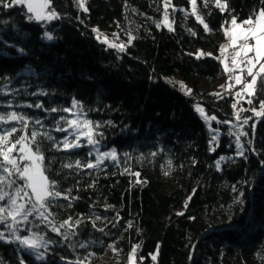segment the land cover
I'll return each instance as SVG.
<instances>
[{"label": "trees", "instance_id": "trees-1", "mask_svg": "<svg viewBox=\"0 0 264 264\" xmlns=\"http://www.w3.org/2000/svg\"><path fill=\"white\" fill-rule=\"evenodd\" d=\"M166 2L86 0L85 12L77 0H52L60 18L39 22L27 18L32 14L24 5H0V116L7 121H0V133L15 127L11 141L25 133L30 137L33 131L41 134L36 144L31 139L27 143L43 153L45 175L57 181L56 190L78 197L55 200L49 220L57 227L69 217L81 220L79 226L61 228L59 235L49 223H27L31 232L21 234H36L43 242L39 253L44 258L37 259L39 253L7 232L9 221L4 219L0 229L6 231L1 233L12 243L0 240V264H129L136 245V264H264V116L251 111H259L264 100V74L255 96L247 97L253 102L243 104L241 117L250 119L240 131L233 125L235 97L212 95L218 92L214 84L226 75L221 59L189 55L198 50L217 54L224 39L220 26L232 16L237 22L255 19L264 0H227L230 11L224 13L214 0L207 7L197 0L211 32L189 12V0H170L168 21L174 30L169 31ZM93 29L102 33L100 40ZM45 33L53 38L47 40ZM104 37L126 50L102 43ZM169 78L181 79L192 94L186 95ZM199 88L204 99H198ZM73 101L78 102L75 107ZM197 105L216 117L211 127ZM65 108L72 113L62 111ZM74 111L92 122L94 139L102 151L114 149L115 160L77 168V160L81 165L96 162L90 147H54L60 144L62 149L65 138L75 139L72 128L60 119L72 120ZM12 113L24 117L27 128L22 121L10 120ZM213 135L216 141L210 144ZM237 135L243 155L238 154ZM221 157L225 159L217 169ZM137 172L139 178L133 175ZM0 180V189L10 196L23 184L14 170L9 175L0 168ZM9 181L14 183L9 186ZM8 202L6 197L0 207Z\"/></svg>", "mask_w": 264, "mask_h": 264}, {"label": "snow or ice", "instance_id": "snow-or-ice-1", "mask_svg": "<svg viewBox=\"0 0 264 264\" xmlns=\"http://www.w3.org/2000/svg\"><path fill=\"white\" fill-rule=\"evenodd\" d=\"M191 6H192V14L195 15L196 20L203 26L204 30L206 32H211L212 29L209 28L208 24L205 22V20L196 14V5L197 0H189ZM203 5L207 7L209 0H202ZM86 0H77V6L83 11L87 12L88 8L85 7ZM0 5H2L5 8H12L14 6H20L24 5L27 8L28 13H32L34 15H30L27 18L29 20L35 19L36 21H51L54 19H59L60 15L56 12L55 8L52 7V0H0ZM170 5V0H167V2L164 4L165 12H164V21L167 24L168 21V13L167 8ZM214 6L220 10L221 13H224L226 11H230L228 7L227 0H214ZM175 10V9H174ZM256 16V19L253 20V18L250 16L248 19L240 21L237 23V18L235 16L231 17L230 20V26L228 28H225L222 24L220 26V30L223 31L226 38L230 39L229 45H221L219 47L220 56L213 57L215 59H221V57H224L225 52L228 50L229 47L233 49H237L232 57V64L234 67L229 68L227 64V57H224V59L221 61L224 64L225 71L229 73H233L234 75L229 76V80H234L235 83H229L227 87L225 88L226 91H229L230 89L234 88L236 85H243L240 91L236 92V96L240 99H245V97H252L255 96V85L257 84V79L264 74V63H261V61H264V7L260 8L256 13H254ZM225 24L229 23V21H225ZM253 25H256L253 27ZM157 27H160L159 24H157ZM168 30L173 31V27L171 24H167ZM93 31L97 34L96 38L98 40L101 39L102 33L99 29H93ZM191 31V30H189ZM195 35V33H192ZM45 36L47 39L51 40L53 37L49 33H45ZM131 39H134L132 37ZM131 39L129 40V43H131ZM102 43L109 44V47L112 48H118L120 51H125V45L123 44H115L110 43L107 39V37H104L101 40ZM253 55H249V54ZM189 55H195L196 59H200L204 56H213L212 53H205L203 50H198L195 54H189ZM243 65V67H241ZM259 65L258 71L254 72V69H256V66ZM239 69V73L236 74V70ZM245 72L247 77H251L250 80L245 78ZM225 87V86H221ZM179 88L181 91H183L186 95L192 94V89L188 88L183 82H179ZM261 90L264 91V79H261ZM212 95L219 96L221 99L223 98V95L219 92L213 93ZM253 101L252 99H247V103L251 104ZM78 102L73 101L74 107L76 106ZM236 104L234 103L232 107L235 109ZM31 107V105H29ZM37 108L42 107L41 104L36 105ZM259 108L260 110L257 111L255 108L251 109L255 113L256 116H264V100L259 101ZM245 109H241V111H244ZM52 112H56L57 109L53 108L51 109ZM62 111L72 113V109L65 108ZM196 111L199 112L205 120H215L216 117H208L205 114L204 108L197 105ZM12 121H22L25 124V128H27V122L24 117L17 116L16 113H12L9 117ZM61 120H65L68 128H76L77 134L75 136V139L73 141H69L67 138H65L61 143L63 145V148L61 149L60 144H55L54 147L57 148V150H72L76 148L83 147L84 145L80 143V137L81 135L86 136V142L88 145L95 146L99 143L98 140L94 139V133L92 129V122L91 121H84L83 125H81L79 120L73 119V120H67V118L61 116ZM236 119H240L239 112L236 113ZM250 118H246L243 120V124H248ZM0 121L7 122L5 120V117L0 116ZM36 124H41V121L36 120ZM223 123H230V121H223ZM86 127L87 132L86 133H80L79 129L81 127ZM68 128H61L57 127L56 131H64L67 132ZM255 125L252 126L253 134H254ZM213 132H216V129H212ZM17 132V129L15 127H12L11 129L4 131L0 133V168L5 173H8L9 175L12 174L13 170L16 174L19 175L20 179L26 181V187L31 190V194L25 192V196L28 197V202H32V209L25 212V204L21 203L17 205L16 198L20 196V192L23 191V189H17L16 196L11 197V205L12 208L9 210L6 207H0V223L6 219L2 214L7 212L8 216L11 217L13 221H16V218L18 216H23L24 220H27V216L31 215L32 211H38L39 216L43 217L44 221H47L51 225V231L54 233H57L58 235L61 234L60 229L67 227V228H73L74 226H79L81 223V220H75L73 221L71 217L69 219L63 221V223L60 225V227H57L55 223L51 220H49V216L53 215V213L49 210V206L55 202L58 198H63L65 200L69 199H78V197H70L69 194H65L62 191L56 190L57 181L56 180H49V177L45 175V172L47 171V168L44 166V160L45 157L43 153L39 152L38 145L36 147V150H33L32 144H36V138L38 135H41L40 133H37L33 131L29 137L27 133L25 135L20 136L19 138L15 139V141H11L9 138L13 136L14 133ZM42 135L47 136V139L53 140L54 137L48 135L47 133H43ZM102 135V133H101ZM243 135L247 136V133H243ZM31 139L32 144L27 143V141ZM216 141V136L213 135L212 140L210 141V144L214 143ZM251 143V141H249ZM19 145V147H17ZM236 146L238 149H241V151L238 152L239 155H243V145L240 144V137L237 135L236 137ZM211 151H215V148H211ZM254 151V149H253ZM14 152H18L19 155H13ZM91 155V152L89 153ZM155 155V153H153ZM111 158L115 160L117 158V154L115 150L113 149L111 152H104L100 155V157L96 160L95 163L88 162L86 164L81 165V162L77 160L75 162V167L77 168H96L99 166L100 163H102L103 159ZM224 157H221L220 160L216 162L217 169L220 168V161L224 160ZM27 161L28 163H24L23 167H21V163ZM169 164H171V161H169ZM4 165H10L11 168L6 167ZM64 168H72V164H65L63 165ZM127 171V170H126ZM167 174V173H165ZM134 176L139 178V173H133ZM0 183H3V180H0ZM14 183L13 181H9V186ZM137 183H146V181H141L137 179ZM233 191H238L233 188ZM195 194V189H193V195ZM239 195H243V193H238ZM33 196H34V202H33ZM6 197H10L9 193H0V201H4ZM192 196L190 195L188 197V201H191ZM71 206V205H69ZM185 208L188 206V202L185 203ZM40 209H44V211H39ZM45 212L48 214L45 215ZM177 215H184L183 212L177 213ZM99 219V217H97ZM93 226L95 227V223H93ZM129 227H132L131 223L128 225ZM100 231H103V229H99ZM65 239H68V235L65 233L63 234ZM0 240H6V237L3 233H0ZM15 240L19 241L22 245L26 246L29 249H37L41 245H38L34 240L20 236H15ZM8 243H12L11 240L7 241ZM81 247H84V245H81ZM139 245H136L132 248L130 256H129V264H136L135 256H136V248H138ZM115 251V249H113ZM44 254L39 253L37 256V259H43ZM152 259L156 260V255H152ZM21 264H23V261H21Z\"/></svg>", "mask_w": 264, "mask_h": 264}, {"label": "rangeland", "instance_id": "rangeland-1", "mask_svg": "<svg viewBox=\"0 0 264 264\" xmlns=\"http://www.w3.org/2000/svg\"><path fill=\"white\" fill-rule=\"evenodd\" d=\"M25 7H26V6H25ZM85 7H86V3H85ZM82 10H83V9H82ZM167 10H168V8H167ZM189 12L192 13V6H191V9H190ZM31 14H32V13H31ZM196 14H198L199 16H201V14H200V12H199L197 6H196ZM32 15H34V14H32ZM255 19H256V18H255ZM255 19H253V20H255ZM237 23H239V22H237ZM167 24H170L169 21H167ZM229 26H230V22L227 23L224 27H225V28H228ZM255 26H256V25H253V27H255ZM45 38H46V36H45ZM46 39H47V38H46ZM47 40H49V39H47ZM229 44H230V39L226 38L225 35H224V39H223V41L221 42L220 46H221V45H229ZM117 45H119V44H117ZM123 45H124V44H123ZM220 46H219V47H220ZM236 50H237V49H233V48L229 47L228 50H227V51L225 52V54H224V57H227V64H228V67H229V68L234 67L233 64H232V57H233V55H234V53H235ZM207 52L212 53V52H210V51H207ZM212 54H213V55H216V56H220L219 49H218V53H217V54H214V53H212ZM249 55H253V54L250 53ZM224 57H221V61L224 59ZM261 63H264V61H261ZM222 65H223V68H224V71H225L224 64L222 63ZM241 67H243V65H241ZM258 69H259V65L256 66V69H254V72L258 71ZM238 73H239V69L236 70V74H238ZM225 74H226V75H225L224 78L220 79L218 82H216V83L214 84L213 89L215 90V92L218 91V92L221 93L223 96H226V95H233V97H235V98H234V99H235V104H236L237 106H236V108H235V114H234L235 122H233V125H234L238 130L241 131V130L244 128V126L246 125V124H243V118L241 117V114H242L243 111H241V109H244L243 104H244V102L247 101V97H245V99H240L239 97L236 96V92L240 91L241 88L243 87V85H236L234 88L230 89L229 91H226V90H225V88L227 87V85H228L229 83H232V84L235 83L234 80H229V76H230V75H234L233 73H229V72H226V71H225ZM244 75H245V78H246V79H248V80L251 79V77H247V76H246V72H245ZM258 79H259V78H258ZM258 79H257V81H258ZM167 81L170 82L171 84H174V85H179V82H182V80H181V79H178V78H169V79H167ZM222 85L225 86V87H221ZM254 87H255V86H254ZM197 92H199V94L201 95V97H199L198 99H204V96L202 95V94L204 93V89H203V88H199V89L197 90ZM217 98H220V97L217 96ZM237 112H239V114H240V119H239V120L236 119V113H237ZM74 113H75V115L73 116L72 120H73V119L79 120L80 123H81V125H83V122H84V121H87L86 118H84L83 116H80V113H79L78 111H74ZM205 114H206V113H205ZM200 115H201V114H200ZM206 115H207V114H206ZM201 116H202V115H201ZM207 116H208V115H207ZM208 117H210V116H208ZM202 118H203V120L205 121V123L207 124V126L211 127V124H212V122H213L214 120H205V118H204L203 116H202ZM72 131H73V133H74L75 136H76V134H77V129H76V128H72ZM79 132H80V133H86V132H87V128L82 126V127L79 129ZM80 143L83 144V145H86V146H88V147L91 148V152H92V154L95 156L96 160L100 157V155H101L102 153L105 152V151H102V150H101V147H100L98 144H96L95 146L88 145L87 142H86V136H84V135H81V137H80ZM240 144L242 145L241 142H240ZM111 151H112V150H108L107 152H111ZM242 151H243V149H242ZM108 160H113V159H111V158L103 159L102 163H103V162H106V161H108ZM26 163H28V162L26 161ZM0 187H1V183H0ZM21 188L23 189V191H21V192H20V196H19L18 198H16V202H17V205H19V204H21V203L25 204V212H27V211H29V210L32 209V202H28V197L25 196V192L29 193V195H32V194H31V190H30L29 188L26 187V181H24V180H23V184H19V186H18L17 189H21ZM16 191H17V190H16ZM16 191H14V193L9 197V202H8L7 207H6V208H8L9 210H11V208H12V205H11V199H10V198L16 196ZM0 193H5V192H4L3 189H0ZM33 202H34V198H33ZM41 210H42V209H40L39 211H41ZM4 215L6 216V219L9 221V222H8V227L10 228V231H7V232H8V233H11L14 237H15V236H20L21 238H23V237H28V238L34 240L38 245H41V246L38 247L37 249H29V248H27L26 246H24V245H23V246H24L26 249H28V250H30V251L35 252V253L38 254V253H39V249L42 248V246H43V242H42V240L39 239V238H37V236H35L36 234L24 235V234H21V233H22L23 231H30V229L26 228V224H27V223H31V225L34 224V225L36 226V224H35V220H36V219H37V220H40V222H44V224H46V225H48V222H47V221H43L44 219H43V217H40V216H39V212H38V211H32V212H31V215H28V216H27V220H26V221L24 220V217H23L22 215H21V216H18V217L16 218V221H13V220L11 219V217L8 216V213H7V212H5ZM32 215H33V217L31 218ZM2 224H3V223H0V226H1ZM49 228H50V227H49ZM4 231H6V230H4ZM4 231H2V230L0 229V233H1V232L4 233ZM30 232H31V231H30ZM4 234H5V233H4ZM4 236H5V235H4ZM5 237H6V236H5ZM6 240H12V239L9 238V237H6ZM18 242H19V241H18Z\"/></svg>", "mask_w": 264, "mask_h": 264}]
</instances>
